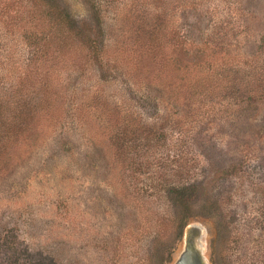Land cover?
<instances>
[{
  "label": "rangeland",
  "instance_id": "rangeland-1",
  "mask_svg": "<svg viewBox=\"0 0 264 264\" xmlns=\"http://www.w3.org/2000/svg\"><path fill=\"white\" fill-rule=\"evenodd\" d=\"M60 1L76 19L88 20L91 16L84 0ZM108 1L104 55L97 60L85 53L84 60L82 53L75 51L70 56L72 62L67 60L53 79L54 90L66 93V99L59 101L66 111L62 129L51 121H41L40 133L30 148L17 146L7 167L0 170V264H156L151 256L152 247L156 250L162 247L161 243H174L169 261L164 263L173 264L182 248V235L176 240L173 212L164 192L144 189L147 176L141 173L146 166L152 164L149 172H157V161L167 156L164 178L171 184L180 181L172 171L175 160L184 168L182 177L201 181L211 174L209 168L220 169L219 166L237 158L244 161V169L252 173L253 179L260 178L253 172L264 168V134L257 136L255 132L258 124H264L263 110L237 116L233 126L218 121L192 126L182 120L179 130L183 134L178 138L175 120L180 107L156 102L165 93L166 103L170 77L160 78L159 83L154 81L146 60H127L122 46L132 37L131 26L138 12L151 15L154 6L166 15L162 56L167 61L160 65L161 70L168 71L169 61L174 58L183 65L194 64L192 68L211 65L215 74L220 72L216 70L220 66L238 68L228 73L244 78L252 74L251 68L264 67V0H147L149 7L144 6L145 9L134 8L136 4L142 5V0ZM37 8L31 0H0V14L6 13L9 19L19 15L26 18ZM12 22L20 26L19 20ZM178 28L182 34L189 30L195 41L205 35L207 40L215 37L223 53L198 58L193 48L176 46ZM5 41L7 49L12 45V57L16 68H20L29 47L18 31ZM14 72L20 74L19 81L39 85L50 75L31 67ZM93 96L98 106L117 109L104 125L96 115L86 119L77 113L72 117L69 112L70 101L76 106ZM121 123L128 124V131L133 133L121 131ZM148 126L158 136L152 138L148 155L142 147L136 155L132 149L134 145L143 146V133ZM132 137L137 141L133 146L126 145V149L128 155L142 159L135 166L139 177L129 172V165L121 156L125 153L120 150L121 140L132 143ZM178 152L184 155L181 159L176 157ZM209 177V195L218 197L232 190L239 195L242 189L240 194L249 199L247 187L243 185L237 190L240 182L234 177L222 175L215 181L213 175ZM240 198L226 202L236 211L233 224L243 231L239 220L244 215L242 211L247 213L249 208L241 209ZM187 223L203 227L208 264H224L218 256L222 247L215 244L213 221L193 217ZM234 245L230 244V248ZM234 248L231 264H249L251 242L244 240Z\"/></svg>",
  "mask_w": 264,
  "mask_h": 264
},
{
  "label": "trees",
  "instance_id": "trees-1",
  "mask_svg": "<svg viewBox=\"0 0 264 264\" xmlns=\"http://www.w3.org/2000/svg\"><path fill=\"white\" fill-rule=\"evenodd\" d=\"M31 1L39 8L28 14L26 18L19 15L15 19H9V16L6 17V13L0 14V170L7 167V161L11 160V152L17 146L27 150L30 148L31 143L40 133L38 129L41 121H51L56 127L61 125L60 129H62L61 123L65 119L66 111L60 106L59 101L66 99V93L64 95V93L54 90L53 79L59 70L65 67L67 60H71V54L78 51L82 53L84 60H87V55L98 60L104 55L107 48L105 42L107 30L104 19L109 9L108 0H84L91 15L88 20L73 17L60 0ZM146 1L142 0L140 2L142 5L136 4L134 8L149 7ZM138 14L139 16L132 22V37L122 46L124 49L122 53L126 54L123 56H126V59H130V61L146 60V64L151 67L150 72L154 75L153 80L158 83L160 78L170 77V84L167 85L170 91L166 96V103L164 102L165 93L156 102L180 107L175 120V127L179 132L182 120L192 126L212 125L217 121L233 126L237 116L254 114L253 111L259 109L264 111V67L260 70H257L256 67L251 68L252 74L239 78L232 76L235 73H228L235 72L238 68L226 69L224 66H220L216 69L220 72L215 74L212 73L214 70H210L211 65H208L207 68L197 65L196 69L192 68L195 66L194 64L183 65L179 60L173 58V61H169L171 63H169L168 71L161 70L160 65L167 61L162 56L165 47L163 25H165L166 15L161 14L154 6L151 15H148L147 12H138ZM12 20H19L20 26H17L18 24L13 23ZM176 30V46L193 48L198 58H208L223 53L222 48H218L215 37L207 40V35H205L204 38L195 41L189 30L185 34L179 32V28ZM17 31L20 33V39L30 49L20 68H16L18 65L12 57L14 54L11 49L12 45L7 49L8 42L5 41V38H12ZM76 42H80V44L76 45ZM71 62L69 61V63ZM28 67L36 72L39 70L50 72V75H45L47 77L41 81L40 85L37 82L29 84L24 79L19 81L20 74H16L14 71H25ZM154 68L155 70H153ZM189 70L206 71L193 74ZM206 72L209 74H205ZM100 78H102L101 73ZM70 102L69 112L72 117L75 113L80 118L86 119H91L96 115L102 121V125L107 122V117L117 110H110L109 107L103 108L102 105L98 106L94 96L76 106L73 101ZM122 119L121 117L119 121ZM120 127L124 128L121 131L133 133L128 131V124H122ZM256 129L257 136L264 134V124H258ZM152 130V127H147L143 133L145 143L140 147L134 145L137 141L136 137H132L134 138L132 143L129 140H121L120 150L125 152L121 156L122 160L128 163L129 172L132 171L131 173L137 174L138 177L141 174L147 176L145 184L143 182L145 190L154 189L157 192H164L171 204L176 240L181 238L188 219L193 217L208 218L215 225V244L222 247L218 251V256L224 264L234 262L232 260V256L235 258L236 249L234 247L244 240L250 241L252 244L248 263L254 264L257 261L258 264H264V168L259 173L254 174L253 172L254 176H260V178L253 179L252 173L245 171L244 161L236 158L219 166L220 169L216 166L213 169L209 168L211 174L209 173L201 181H197L194 178L188 180L190 176L182 177L184 168L177 165L175 160L172 171L179 175L180 181L168 184L164 178L165 165L169 161L167 156L159 158L157 162L160 168L154 172L155 174L152 173L153 169L149 172L152 164L146 166L144 172L140 174L135 166L141 158L130 156L127 153L129 150L126 149V145L130 144L134 145L132 151L136 155L141 147L142 151L144 150L148 155L150 150L148 146L152 138L154 135L158 136L156 133L153 134ZM181 133L183 134V132L180 134L177 132L178 138H182ZM182 155L183 153L178 152L176 157L181 159L184 156ZM146 159H149L148 156ZM207 165L213 167V165ZM210 175L214 176L213 181L222 178V175L225 178L234 177L236 181L240 182L237 190L243 185L247 187L249 199L245 200L244 195L240 194L242 189H240L239 195H236L233 190L227 194H220L218 197L209 195L206 185L210 180ZM237 196L243 198H240V202H238L241 209L249 208L247 213L242 211L244 215L239 220L243 231L233 224L232 217L236 216V211L229 206V201L226 202L227 199L236 200ZM230 244L235 245L230 248ZM161 245L162 247L156 250L152 247L153 263L164 264L169 261L174 243L171 246L163 243Z\"/></svg>",
  "mask_w": 264,
  "mask_h": 264
},
{
  "label": "water",
  "instance_id": "water-1",
  "mask_svg": "<svg viewBox=\"0 0 264 264\" xmlns=\"http://www.w3.org/2000/svg\"><path fill=\"white\" fill-rule=\"evenodd\" d=\"M205 252L203 227L197 223H187L182 234V248L173 264H208Z\"/></svg>",
  "mask_w": 264,
  "mask_h": 264
}]
</instances>
